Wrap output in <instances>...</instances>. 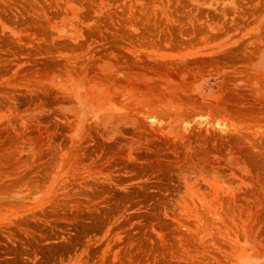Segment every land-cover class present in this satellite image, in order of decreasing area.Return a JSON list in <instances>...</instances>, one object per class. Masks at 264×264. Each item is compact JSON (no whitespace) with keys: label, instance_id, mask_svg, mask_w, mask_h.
Returning <instances> with one entry per match:
<instances>
[{"label":"rangeland","instance_id":"rangeland-1","mask_svg":"<svg viewBox=\"0 0 264 264\" xmlns=\"http://www.w3.org/2000/svg\"><path fill=\"white\" fill-rule=\"evenodd\" d=\"M263 56L264 0H0V264H264Z\"/></svg>","mask_w":264,"mask_h":264},{"label":"crops","instance_id":"crops-1","mask_svg":"<svg viewBox=\"0 0 264 264\" xmlns=\"http://www.w3.org/2000/svg\"><path fill=\"white\" fill-rule=\"evenodd\" d=\"M264 57V56H263ZM264 60V58H263ZM262 62V61H261ZM259 73L260 76L264 77V70H255V73Z\"/></svg>","mask_w":264,"mask_h":264},{"label":"bare ground","instance_id":"bare-ground-1","mask_svg":"<svg viewBox=\"0 0 264 264\" xmlns=\"http://www.w3.org/2000/svg\"><path fill=\"white\" fill-rule=\"evenodd\" d=\"M168 71V70H167ZM131 78V77H130ZM109 84V83H108ZM166 99V98H165ZM186 128V127H185Z\"/></svg>","mask_w":264,"mask_h":264}]
</instances>
